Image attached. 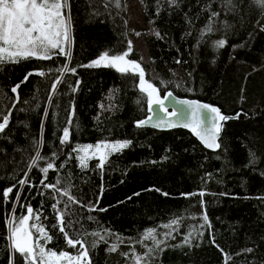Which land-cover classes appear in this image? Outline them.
<instances>
[{
    "label": "trees",
    "instance_id": "16d2710c",
    "mask_svg": "<svg viewBox=\"0 0 264 264\" xmlns=\"http://www.w3.org/2000/svg\"><path fill=\"white\" fill-rule=\"evenodd\" d=\"M67 2L70 62L54 56L0 65V118L9 116L0 133V264H10L13 256L7 218L13 208L19 216L25 212L21 205L29 204L53 237L46 250L75 255L79 249L68 247L53 227L58 210L69 235L87 234L86 245L99 239L93 232L105 236L107 243L89 248L92 264H134L123 253L140 255L152 247L144 240L151 228L164 243L148 264H264V8L256 0H177L175 6L169 0H119V7L115 0ZM219 40L226 41L223 47H217ZM128 41V59L141 63L161 96L171 91L216 106L227 116L240 113L222 122L219 149H204L180 128L136 127L148 113L138 75L81 66L106 51L122 54ZM66 62L75 74L58 71ZM41 71L45 75L25 81L27 73ZM57 79L61 83L52 93ZM64 127L70 128V143L62 145ZM124 140L132 144L106 154L103 169L97 158L82 168L72 152ZM37 151L45 159L30 167ZM48 162L55 168L45 178L40 169ZM21 179L29 183L20 186ZM42 179L60 191L44 187ZM13 185L6 200L3 192ZM64 191L79 203L69 201ZM201 191L203 197L182 195ZM93 206L97 210L89 211ZM173 219L180 221L173 226L174 239H165L170 229L163 225ZM190 232L191 243L185 244ZM112 244H118L117 251H108ZM15 264H23L18 253Z\"/></svg>",
    "mask_w": 264,
    "mask_h": 264
},
{
    "label": "snow or ice",
    "instance_id": "6c2138e0",
    "mask_svg": "<svg viewBox=\"0 0 264 264\" xmlns=\"http://www.w3.org/2000/svg\"><path fill=\"white\" fill-rule=\"evenodd\" d=\"M170 4L176 5L177 0H169ZM231 3V0H228ZM117 7H119V0H115ZM256 3L264 8V0H256ZM212 15L219 16L220 13L213 12ZM71 27V10L67 0H0V65L4 63H19L21 59L27 60L30 58H37L42 60L52 59L54 56H64L67 61L70 62L72 56V37L70 35ZM208 30L211 31V25ZM139 35V33H137ZM160 36V33H156ZM226 41L219 40L217 47H223ZM132 52V42L128 41L127 50L122 54H109L104 52L96 60L92 61L89 65H81L82 67H113L120 73H128L132 71L133 74L138 75V87L141 93L146 94L147 104L149 112H155L154 106H158L159 110L166 114L167 119L156 118L155 116H148L146 119L137 120L135 122L136 127L152 126L159 129L184 127L189 128L191 132L199 138V140L209 149H219L220 143L218 142L219 136L223 127L222 122H226L229 119H238L240 113H237L234 117L224 115L220 108L188 100H178L172 111L165 106V101L173 96L171 91L161 97V89L149 79H146V70L139 61L130 60L128 57ZM180 61H177L179 63ZM59 72L72 74L76 73V68L69 67V63H65ZM45 75L44 72L32 73L29 72L25 76V81L29 76ZM61 83V80L57 79L51 84V91L55 93L57 85ZM79 81H77V85ZM163 84V82H161ZM19 84L15 85L11 91L17 93ZM166 87V85H165ZM75 91V88L73 89ZM51 99V96L49 97ZM139 102V101H138ZM103 107V105H101ZM190 110V111H189ZM189 117L187 119H183ZM175 118V119H173ZM155 120V123L153 121ZM71 124V121L68 122ZM9 124V116L4 115L0 118V133H4ZM60 143H70V128L64 127L62 131V138ZM132 144L131 140L105 142L101 141L93 145H86L82 147H75L72 152L77 153V159L82 168L88 166V161L93 158L98 159L97 167L103 169L107 159L106 154H112L121 152L124 149L129 148ZM91 150V154L90 153ZM80 153H83L80 155ZM55 155V154H54ZM253 162L255 154H252ZM71 158V153L69 154ZM45 159L37 151L33 163L30 167L38 166V162ZM55 168L53 162H48L46 167H42L40 171L44 173L45 178L49 170ZM27 176V173H25ZM27 179H21L18 181L20 186L28 184ZM59 183V181H57ZM41 184L49 189H55L60 191L56 184H45L44 180H41ZM13 185L7 188L3 192V197L7 200L10 193L13 192ZM157 191H159L157 189ZM165 196L168 193H163ZM63 195L68 196L69 201L73 203H79L74 197H72L67 191L63 192ZM186 198L199 195L203 197L204 192L199 193H187L182 194ZM19 194L16 197L14 203H19ZM25 208V212L19 216L16 215V208H13L7 218L6 224L10 226L8 239L11 241L10 248L12 251V259L10 264H15V254L23 260V264H60V262L66 261L67 264H92L91 257L89 255V248L96 247L100 241L105 240V236L100 235L99 232H93L91 235L98 237V240L92 241L90 245H86L83 238L85 234H77L75 236L69 235L66 231L65 216L63 211H57V224L53 225L54 228L58 227L60 233L65 237V241L68 247L79 249L75 255L70 254L67 251H59L47 249V243L50 242L53 237L49 235V232L45 229L44 225L39 223L41 220L40 213L29 205H21ZM56 208V205H53ZM97 210L95 206L89 209V211ZM104 211L106 209H100ZM91 219V217H89ZM205 222L208 221L206 213L203 216ZM30 221L32 223H30ZM179 219H173L170 223L163 225L164 228L170 229V231L163 233L165 239L172 236V232L176 229L174 225H179ZM111 234V233H108ZM190 232L185 237L184 243H191ZM44 243H41V240ZM117 240L123 243L119 237ZM144 240H151L152 247L140 255L135 253H123L127 257L134 258V264H140L141 261L144 264H148V260L151 258L152 253L157 249L161 251L160 245L164 243V240L157 239V232L155 228L147 229L144 234ZM118 244H112L109 248V252L117 251ZM222 251V250H221ZM246 251L251 252L252 249Z\"/></svg>",
    "mask_w": 264,
    "mask_h": 264
},
{
    "label": "water",
    "instance_id": "95a60500",
    "mask_svg": "<svg viewBox=\"0 0 264 264\" xmlns=\"http://www.w3.org/2000/svg\"><path fill=\"white\" fill-rule=\"evenodd\" d=\"M168 92V91H167ZM166 94V92L161 96L163 97L164 95ZM178 100H188V101H197V102H201V103H205V104H208L204 101H201V100H197V99H193V98H186V97H180V96H176L175 94H173V96L166 100L165 101V106L169 109V111H172L173 107L177 106L176 105V102ZM210 105V104H209ZM155 108V112H149L148 110V104H147V111L148 113L146 114L145 117H143L142 119H146L148 116H155L156 118H163V119H167L168 117L166 116L165 113H163L162 111L159 110L158 106H154ZM190 111V110H189ZM189 117H185L183 119H187ZM175 119V118H173ZM153 123H155V120L153 121ZM144 127H147V128H152V129H155V130H160V131H166V130H171V129H176V128H180V129H183V130H187V131H190L191 135L198 141V143L206 150L208 151H215L213 149H209L207 147H205V145L199 140L198 137H196L189 128H184V127H175V128H167V129H159V128H156V127H152V126H144Z\"/></svg>",
    "mask_w": 264,
    "mask_h": 264
},
{
    "label": "rangeland",
    "instance_id": "374dc122",
    "mask_svg": "<svg viewBox=\"0 0 264 264\" xmlns=\"http://www.w3.org/2000/svg\"><path fill=\"white\" fill-rule=\"evenodd\" d=\"M110 142H114V141H110ZM95 144H96V143H95ZM95 144H92V145L94 146ZM82 154H83V153H82ZM89 154H91V150H90V153H89ZM60 264H67V262L62 260V261L60 262Z\"/></svg>",
    "mask_w": 264,
    "mask_h": 264
}]
</instances>
